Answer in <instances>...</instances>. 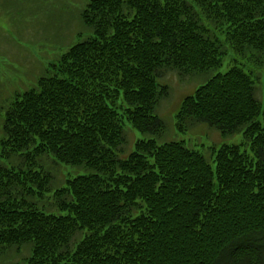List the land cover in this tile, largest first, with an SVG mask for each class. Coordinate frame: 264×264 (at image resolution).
Returning <instances> with one entry per match:
<instances>
[{"label": "trees", "instance_id": "obj_1", "mask_svg": "<svg viewBox=\"0 0 264 264\" xmlns=\"http://www.w3.org/2000/svg\"><path fill=\"white\" fill-rule=\"evenodd\" d=\"M21 5L69 43L74 19L57 32L43 0ZM78 19L79 41L0 104V264H264V0H89ZM168 71L203 78L177 132L243 137L215 167L165 140ZM128 126L142 137L123 156Z\"/></svg>", "mask_w": 264, "mask_h": 264}, {"label": "rangeland", "instance_id": "obj_2", "mask_svg": "<svg viewBox=\"0 0 264 264\" xmlns=\"http://www.w3.org/2000/svg\"><path fill=\"white\" fill-rule=\"evenodd\" d=\"M13 1V6H5L4 0H0V104L12 92L33 87L38 77L42 75L46 64L54 61L70 44L79 41L76 36L81 27L78 15L89 2V0H43L45 16H47L48 9L51 8L52 24L54 25L52 30L61 31L59 29L70 17L71 20H75V24H72L75 26V32L71 30L72 35L69 43L55 44L46 36L42 38L36 9L34 8L32 17H27L24 16L25 8H21V3L27 4L25 6L29 9L34 6L38 7L42 0ZM44 18L42 17L41 21L44 20L46 26L47 18ZM41 26L43 28V25ZM202 79L194 76L181 77L175 71H168L163 82L170 88L169 96L161 101L157 114L165 122L166 141L185 142L188 147L201 152L207 161L215 167L212 150L223 144H242V135L236 134L223 139L217 130L206 124H197L187 133L177 132L174 126L175 114L183 96L192 94ZM257 96L259 99L261 98L260 88H257ZM125 136L127 143L124 146L123 156L133 149L135 140L142 137L139 132L129 126ZM159 141L161 142V140ZM242 148L244 151H249L247 146ZM62 168L65 174L76 173L75 170L67 166H62ZM65 174L58 170L56 174L58 184L64 181Z\"/></svg>", "mask_w": 264, "mask_h": 264}]
</instances>
